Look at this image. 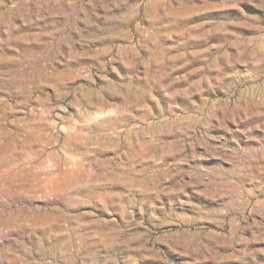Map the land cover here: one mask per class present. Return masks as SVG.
<instances>
[{
    "label": "rangeland",
    "instance_id": "rangeland-1",
    "mask_svg": "<svg viewBox=\"0 0 264 264\" xmlns=\"http://www.w3.org/2000/svg\"><path fill=\"white\" fill-rule=\"evenodd\" d=\"M0 7V54L53 21L41 62L73 61L64 81L0 71V134L49 125L0 168L30 187L0 196L3 219L6 202L27 218L0 224V264H264V0Z\"/></svg>",
    "mask_w": 264,
    "mask_h": 264
},
{
    "label": "bare ground",
    "instance_id": "bare-ground-1",
    "mask_svg": "<svg viewBox=\"0 0 264 264\" xmlns=\"http://www.w3.org/2000/svg\"><path fill=\"white\" fill-rule=\"evenodd\" d=\"M27 5H28V3L22 1L20 3V5L16 8V15L18 17L25 18V20H28L30 22L32 20V17H34L37 13L40 14L41 11L39 9L34 8L35 11H33V14H26L25 10H26ZM36 5H38V4H36ZM36 5H35V7H36ZM0 8H2V7H0ZM51 8L52 7H50V9ZM50 11L51 10H49L48 12H50ZM8 13H10V11H6V12L1 11L0 15L5 18V17L9 16ZM49 23L50 24L47 23L48 25H45V26L42 25L43 27L40 28L39 33L33 34L30 32L26 33L24 31H20V30L18 31L17 30L15 32L16 34H14L15 36L13 35V39L7 40V41L4 40L5 43L7 44V46L8 45H10V46L16 45L18 47V49L21 50V52L19 51V53H20L19 57H17L16 55H11V54L7 55L6 53H3V52L0 54V71L8 74L9 75L8 79H12L16 82L25 83V81H22V80H29V81L32 80L33 81V80H37V79L40 80L44 77H45V79L49 78L48 80H50V78H55V76L60 77L63 75L62 78L61 77L60 78L62 81H64L71 75L70 71H71V66L73 65V63H72L73 61L70 63H67L65 65V69L63 71H58V70L54 69L55 72H53V73H47L48 65H50V64H48L46 62L48 64L47 65L46 63L44 64L41 62V60L44 58H49L51 60L55 56V53H56V51H55V53L52 52L53 50L51 51V47L54 48V45L50 42H46L43 39V37H46V36L48 37L51 35H58V34H61V32H63V28L54 27L53 21H51ZM26 38L29 39V41H31L30 44L29 43L24 44L25 42H23V41H26L25 40ZM67 41H68V39H67ZM5 43H3V44H5ZM61 44H62L61 41H58L57 46H59V45L61 46ZM2 47H4V46H2ZM38 48L42 49L41 53H43V51H47L46 54H44L43 56L37 55V52H39V51L36 52V50ZM16 50H17V48H16ZM72 52H75V51H73V49H72L70 51V54ZM28 67L29 68L31 67V69L29 70ZM0 75H1V73H0ZM38 115H40V114H33L32 118L39 117ZM41 120H39V121H41ZM31 123H32V120H31ZM25 124L26 123L22 124L21 126L16 124V127L12 130L6 129V131H4V133H5L4 137H3V135L0 134V168L5 167L6 165L10 164L12 161L16 160L20 154H22L26 151V150H24V147H26V145L29 143V140H31V138L32 139L35 138L36 131L47 128V126H49V125H46V123L44 121H41L39 123V125H36V126L33 125L34 127L33 126H32V128L29 127L31 129H29V128L25 129L24 128ZM0 128L3 130L2 124H0ZM33 128H35V129H33ZM77 137H79V134H75L74 138H77ZM18 146H21L23 149L17 150ZM106 169H107V166H106V168H104V170H106ZM22 171H23V169H22ZM7 173H9V174L8 175L3 174L2 176H0V182L3 183V184L0 183V196H2V197L8 196L9 198H11L12 195L19 196V195H22L23 193H26L29 190L30 187L26 184V179H27L26 173H24L22 175H18L19 173H17L16 176L11 175L9 171H7ZM117 174H119L117 170H112V169L108 170L107 169L101 175H103L102 178H106V177H116ZM30 180H31V178H30ZM29 182H31V181H29ZM36 186L37 185H35L34 187H36ZM71 186L72 185H68V187H71ZM40 188H42V187H38V190H40ZM67 190H69V189H67ZM2 209L3 210H1V212L2 211L4 212V210H5V212L8 214V217L3 219L2 215L0 214V224H7L9 226H12V225L13 226H20L21 223L23 224V222L27 219V218H22L21 217L22 215L20 216V214H18V213H13L12 210L10 209L9 203H7V202L2 207ZM50 210H53V209H50ZM93 226L94 225H92L90 223L88 227L93 228ZM18 228H20V227H18Z\"/></svg>",
    "mask_w": 264,
    "mask_h": 264
}]
</instances>
